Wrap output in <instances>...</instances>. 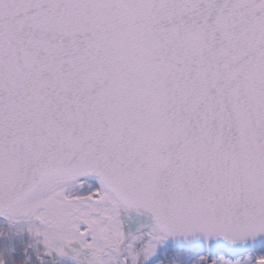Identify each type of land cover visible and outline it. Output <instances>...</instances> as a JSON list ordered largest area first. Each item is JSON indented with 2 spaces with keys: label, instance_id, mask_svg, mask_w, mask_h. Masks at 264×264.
Returning <instances> with one entry per match:
<instances>
[{
  "label": "snow or ice",
  "instance_id": "6c2138e0",
  "mask_svg": "<svg viewBox=\"0 0 264 264\" xmlns=\"http://www.w3.org/2000/svg\"><path fill=\"white\" fill-rule=\"evenodd\" d=\"M0 264H264V0H0Z\"/></svg>",
  "mask_w": 264,
  "mask_h": 264
}]
</instances>
